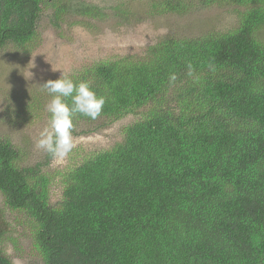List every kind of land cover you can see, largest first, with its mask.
Masks as SVG:
<instances>
[{"label":"trees","instance_id":"obj_1","mask_svg":"<svg viewBox=\"0 0 264 264\" xmlns=\"http://www.w3.org/2000/svg\"><path fill=\"white\" fill-rule=\"evenodd\" d=\"M45 6L54 24L105 14L79 0H0V50L33 41ZM208 6H234V26L163 37L68 75L105 97L97 119L77 115L73 134L134 118L120 141L55 172L56 202L47 162L21 165L0 135V195L23 213L42 264H264V0L152 2L173 15ZM0 264H12L1 244Z\"/></svg>","mask_w":264,"mask_h":264},{"label":"rangeland","instance_id":"obj_2","mask_svg":"<svg viewBox=\"0 0 264 264\" xmlns=\"http://www.w3.org/2000/svg\"><path fill=\"white\" fill-rule=\"evenodd\" d=\"M79 1L93 2L105 14L100 19L72 13L54 24L52 8L45 6L33 41L24 46L9 43L0 50V135L18 149L21 165L47 162L43 167L51 176L52 203L60 198L62 190L55 172L78 160L72 158L76 156L73 154L108 148L120 141L122 127L134 115L115 121L98 119L80 126L73 134L77 150L55 159L35 144L50 119L46 106L52 97L42 86L47 80L68 76L99 59L140 55L163 37L225 31L236 21L234 6L201 7L185 15H173L155 11L154 0ZM259 36L264 38V28ZM0 221L6 227L0 244L12 264H42L32 247L30 226L23 213L7 208L1 195Z\"/></svg>","mask_w":264,"mask_h":264},{"label":"clouds","instance_id":"obj_3","mask_svg":"<svg viewBox=\"0 0 264 264\" xmlns=\"http://www.w3.org/2000/svg\"><path fill=\"white\" fill-rule=\"evenodd\" d=\"M42 86L52 97L46 106L50 119L39 132L35 144L55 159L64 158L75 147L74 119L77 115L97 119L105 97L97 95L90 82L77 83L63 74L58 79L47 80Z\"/></svg>","mask_w":264,"mask_h":264}]
</instances>
